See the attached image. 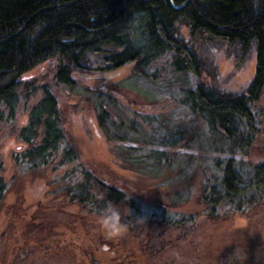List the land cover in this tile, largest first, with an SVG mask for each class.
I'll return each mask as SVG.
<instances>
[{
	"label": "rangeland",
	"instance_id": "obj_1",
	"mask_svg": "<svg viewBox=\"0 0 264 264\" xmlns=\"http://www.w3.org/2000/svg\"><path fill=\"white\" fill-rule=\"evenodd\" d=\"M178 30L190 40L187 27L179 25ZM191 44L204 63L202 75L173 72L171 57L164 56L149 68V78L131 72L116 86H105L104 91L116 97L114 106L107 98H96L103 91L101 86L91 88L81 81L80 88L72 90L58 84L54 72L59 59L23 78L36 79L28 91L48 86L55 95L65 141L45 166L16 158L24 144L19 131L43 96L40 88L31 95L21 88L15 117L0 123V176L7 184L0 203L4 219L10 207L7 212L3 208L17 197V203L11 205L13 217L0 227V264H65L63 254H56L54 248L49 252L26 248L22 233L31 220L59 229L68 225L67 221L96 219L89 214L95 212L91 204L71 201L62 192L68 185L82 182L84 170L140 202L139 213L119 203L94 215L108 223L106 229L117 227L127 248L136 249L147 264H264V194L248 193L235 202L210 204L207 193L214 184L215 163L230 156L217 152L225 143L181 103L186 98L184 90L201 83L223 95L244 94L255 76L256 47L253 44L242 58L239 43L231 45L202 35ZM102 59L101 54H91L89 68L75 72H91ZM87 87L96 94L83 92ZM98 106L114 118L112 129L116 132L109 131L117 138L114 141H107L96 125ZM252 111L258 118L259 133L248 155L235 158L257 165L264 163V90L252 103ZM121 135L131 140L119 141ZM70 147L77 159L60 165L63 150ZM127 155L133 160L140 157V165L128 168L123 160ZM161 155L159 166L156 156ZM96 193V198L102 199V194ZM51 254H56L55 258Z\"/></svg>",
	"mask_w": 264,
	"mask_h": 264
},
{
	"label": "trees",
	"instance_id": "obj_2",
	"mask_svg": "<svg viewBox=\"0 0 264 264\" xmlns=\"http://www.w3.org/2000/svg\"><path fill=\"white\" fill-rule=\"evenodd\" d=\"M172 1L178 7L188 3L176 9L169 0H0V123L15 117L21 88L30 95L39 88L43 92L41 100L32 107L26 126L19 131L26 148L16 153L17 159L45 166L65 141L55 95L48 86L28 91L36 79L23 81L24 76L50 60L59 59L54 72L58 84L72 90L80 88L81 81L91 88L101 86L103 91L97 94L90 86L83 92H93L97 99L107 98L114 106L116 97L104 91L105 86H116L131 72L135 77L149 78V68L164 56L171 57L173 72L202 75L204 63L191 43L207 35L227 40L231 45L241 44L242 58L253 44L256 47L255 76L244 94L223 95L203 83L184 90L186 98L181 103L201 117L211 132L217 133L219 140L225 143L217 152L230 156L215 163L214 184L209 191L207 189V199L211 200L210 204H219L228 200L235 202L248 193L264 194V163L252 165L245 159L235 158V155H248L259 133L252 103L260 99L264 90V0ZM179 25L188 28L190 40L179 34ZM91 54L103 55L101 64L90 68L91 72H75L89 68L86 65ZM127 66L131 68L121 78L78 76L112 73ZM97 111L98 129L107 141H114L117 138L109 133L116 132L112 129L115 124L112 114L102 106H98ZM118 140L128 142L131 139L121 135ZM63 152L60 165L77 159L72 147ZM156 158V164L161 166L162 155ZM123 160L128 168L140 165V157L133 160L127 155ZM6 188L0 176V203ZM95 191L102 194V199L96 198ZM62 192L71 201L91 204L95 212L89 214L96 219L86 223L80 219L75 223L67 221L68 225L59 229L28 221L29 228L22 233L26 248H38L40 252L54 248L56 254H63L61 261L65 264H147L136 249L127 248L126 238L118 234L117 227L108 230V223L95 216L119 203L139 213V201L103 183L88 170L83 171L82 182L68 185ZM11 205L7 203L3 208L6 212L9 207L10 210L5 219L0 217L4 222L1 228L13 217Z\"/></svg>",
	"mask_w": 264,
	"mask_h": 264
},
{
	"label": "water",
	"instance_id": "obj_3",
	"mask_svg": "<svg viewBox=\"0 0 264 264\" xmlns=\"http://www.w3.org/2000/svg\"><path fill=\"white\" fill-rule=\"evenodd\" d=\"M169 1H170L171 5L174 8H176V9H180V8L184 7L188 3L187 2L186 4L178 7V6H175L174 5V3H173L172 0H169ZM23 28L24 27H22L19 31H17L14 36H16ZM130 68H131V66H127V67H125V68H123L121 70H118V71H115V72H112V73L100 74V75H93V76H91L90 74H85L84 73V74H79L78 76L83 77V78H87V79L93 77V78H106V79L110 80V79H113V78H121V77H123L125 74H127V71ZM33 72H36V71H33ZM33 72L30 73V74H28V75H26V76H32ZM26 76H24V77H26ZM23 78H22V80H23ZM104 83H106V82H104Z\"/></svg>",
	"mask_w": 264,
	"mask_h": 264
},
{
	"label": "flooded vegetation",
	"instance_id": "obj_4",
	"mask_svg": "<svg viewBox=\"0 0 264 264\" xmlns=\"http://www.w3.org/2000/svg\"><path fill=\"white\" fill-rule=\"evenodd\" d=\"M13 141H14V139L12 140V143H13ZM24 148H26V145L23 144V145L20 146L18 149L22 150V149H24ZM13 203H14V205L17 203L16 198H14ZM9 204H10V203H9ZM13 209H14V208L11 209V212H13ZM5 210H6V209H3V211H5ZM0 217L3 218V216H0ZM2 221H3V220H1L0 225H3V224H4V222H2Z\"/></svg>",
	"mask_w": 264,
	"mask_h": 264
}]
</instances>
